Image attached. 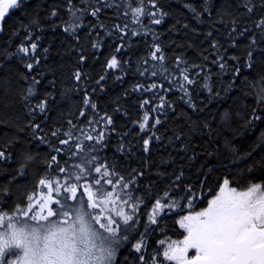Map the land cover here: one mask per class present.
<instances>
[{
    "label": "snow or ice",
    "instance_id": "6c2138e0",
    "mask_svg": "<svg viewBox=\"0 0 264 264\" xmlns=\"http://www.w3.org/2000/svg\"><path fill=\"white\" fill-rule=\"evenodd\" d=\"M81 3L85 6L78 7L74 0H65L63 7L66 9L67 20L61 16L58 6L51 7L49 16L59 17V24L53 23L48 27L55 31L62 26L63 31L71 34L77 41L81 39L78 30L82 27L87 26L90 34L97 27L106 29L105 24L99 23V14L102 9L111 8L113 5L107 3V0L103 4L100 0H81ZM28 6L29 0H0V32L5 30L4 21L12 11H23L27 14ZM125 6L130 11L132 20L138 25L142 24V18L146 16L151 17L150 23L160 25L165 17L170 15L159 6L158 0H147V5L144 0H137L135 3L134 0H126ZM148 6L157 10L152 11ZM242 6L246 13H257L259 18L245 20L244 24L251 23V28L243 29L240 28L238 19L233 17L231 20L228 33L230 46H240L236 37L246 39L248 43L243 53L246 58L241 59L239 55L232 54L230 59L235 63L231 66L228 65L225 56L217 52L220 69L230 67L233 72L231 82L225 91L236 86V81L241 76L247 81L248 76L244 75L245 72L253 71L257 62L264 66V0H260L259 7L252 0H247ZM186 7L203 19V12L212 16L215 6L211 0H204L201 6L203 12H198L193 4H187ZM236 7L239 8L240 5ZM89 11L97 23L88 21L85 25V16ZM220 20L223 22L222 16ZM31 26L41 29L45 27L38 12L30 20L29 27ZM113 27L119 29L121 33H127L128 30L127 24L123 26L115 24ZM184 27L187 28L188 25L185 24ZM144 31L152 30L145 26ZM193 31L197 29L194 28ZM15 34L14 31L13 35ZM95 34L99 37V32ZM138 34L135 30L130 33L131 36ZM206 38H212L210 47L221 48L227 54L228 50L213 37L212 31L207 32ZM27 39L29 43L22 41L16 52L0 51V55L4 56V61H0V67L6 68L5 61L15 58L26 69L35 70L41 62L40 56L37 55L39 45L31 36ZM35 39L39 40L41 37L37 36ZM120 40L116 52H121L126 47L123 36ZM157 40L158 37L153 32V43L148 53L153 62L150 68L143 67L149 64L147 59L142 63L138 62V71L142 69L141 74L150 73L152 77L169 81L178 73L183 83L180 80L174 83L189 97L190 106L196 109L198 105L191 101V92L187 86L195 83L189 75L190 68H201V65L193 63L181 68L180 65H188V61L182 55H177L176 67L170 70L162 45ZM91 46L99 48L102 45L96 42ZM43 51L47 53L49 49L45 48ZM200 55L203 56V53ZM78 56L79 62L87 63L88 56L83 48H80ZM203 59L207 60L208 57L203 56ZM105 63L108 69H117L121 66V60L115 54ZM39 75L43 76L42 73ZM20 76L25 81L30 79L27 74L21 73ZM74 78L76 81L82 79L79 67L74 73ZM104 79V76H100L97 81L101 88L104 85L100 81ZM49 83L55 87L53 82ZM40 84V79L31 76L24 99L31 101L37 94ZM261 85H264V75H261ZM150 87L156 89L158 85L153 82ZM159 87L163 88V84ZM204 87L211 95L219 96V92H213L207 84ZM135 89L146 91L145 86L139 83L135 85ZM52 95L51 92L46 93L34 108L30 105L25 106L29 107L30 113H35L38 109L39 113L44 114L48 110V97ZM154 99H158L159 104H155L153 99L147 97L140 101V108L144 111L143 118L137 123L141 130L154 129L161 123L160 116L152 117L151 113L162 111L168 102L163 96ZM83 104L85 108H81L79 115L85 117V123L81 125L79 136H74L76 125L69 121L71 127L63 131L67 138L58 139L62 147L51 146L53 152L61 155L59 158L57 155H51L44 161L45 171L39 176L33 189L26 192L22 199L9 205L7 200L2 198H10L11 189L0 188V264H264V172L259 177L249 175L244 183L230 174H222L216 177L215 181H210V176L217 169L210 164L202 163L199 167L202 178L195 183H186L184 166L181 165L171 174L159 173L162 176L171 175L174 179L165 186L162 194L160 190L152 192L154 182L150 181L148 185L141 186L139 178L144 177V171L138 172L133 168L126 176L115 159L108 162L106 156L100 155L108 147V142L103 130L92 135V132L96 131L94 125L102 121L105 126H114V118L107 111L97 116L98 105L86 91ZM88 108L93 110L91 116L87 115ZM230 116V113H225L223 118L227 120ZM28 123L34 136L37 132L43 131L41 123L32 120ZM245 123L252 129H255L258 123H264V86L260 88L256 107L251 109ZM85 126L91 131H85ZM205 126L210 127L207 122ZM111 130L115 131V127ZM20 131L23 132L24 129L21 128ZM60 132L61 129H56L51 135L58 137ZM261 134L264 135V131ZM153 138L160 139L159 136H148L143 139L145 152L150 150ZM40 139L48 143L43 136ZM69 141L72 142L71 146ZM85 141L91 143L86 144ZM11 144L12 141H8L0 148V159L4 162L13 159L12 152L8 150ZM259 147L261 144H256L252 151L235 155L230 163L236 164L247 160ZM183 148L187 151L188 145L184 144ZM117 151H124V145L119 144ZM212 155L206 154L207 157ZM198 158L199 154L193 149L188 159L195 161ZM33 159L31 154H24L25 161ZM256 164L264 169V157L247 166L249 174L254 171ZM27 167V163L19 164L17 175L22 174ZM243 173L244 170L241 169L239 175ZM15 179V176L11 177L8 183L11 184ZM141 205L146 210L150 205V210L142 211ZM144 215L147 216L146 221L142 219ZM168 215L174 217L175 227L171 229V235L167 223L164 222ZM153 234L156 237L154 241ZM125 244L130 247L128 254L121 261L117 257Z\"/></svg>",
    "mask_w": 264,
    "mask_h": 264
},
{
    "label": "trees",
    "instance_id": "16d2710c",
    "mask_svg": "<svg viewBox=\"0 0 264 264\" xmlns=\"http://www.w3.org/2000/svg\"><path fill=\"white\" fill-rule=\"evenodd\" d=\"M74 2L78 7L85 6L81 0H74ZM135 2L137 0H134ZM144 2L147 5V0ZM246 2L247 0H211L215 7L212 16H209L201 7L204 0H158L159 6L170 15L165 17L160 25L150 23L151 17L147 16L142 18V24L138 25L132 20L131 13L125 6L126 0H107V3L112 4L113 7L102 9L99 14V23L105 24L107 30L97 27L90 34L87 26L82 27L78 30L81 36L79 41L71 34L65 33L62 26L55 31L48 27L53 23L59 24V17L49 16L53 6H58L61 16L65 20L68 19L66 9L63 7L65 0H29L27 14L23 11H12L4 21L5 30L0 32V51L16 52L17 46L22 41L29 43L27 37L31 36L32 40L39 45L37 55L40 56L41 62L34 71L26 69L15 58L5 61L6 68L0 67V148H3L8 141H12L8 150L13 156V159L7 162L0 159V188L9 187L12 192L10 198L2 199H6L9 205H13L22 199L26 192L33 189L39 176L45 171L44 161L51 155H57L58 158L61 155L53 152L51 146L62 147L58 139L67 138L63 135V131L71 127L69 121L76 125L74 136H79L81 125L85 123V117L79 115L81 108H85L83 104L85 91L98 105L97 116L107 111L114 118V126H105L102 121L94 125L96 131H93L92 135L103 130L108 142V147L100 155L106 156L108 162L115 159L126 176L133 168L138 172L144 171V177L139 178L141 186L148 185L150 181L154 182L152 192L160 190L162 194L165 186L174 179L171 175L162 176L159 173L171 174L181 165L184 166L186 183H195L202 178L199 172L202 163L210 164L217 169L210 176V181H215L216 177L222 174L236 176L241 183L246 182L249 175L259 177L264 169L256 164L254 171L249 174L247 166L264 157V135L261 134L264 131V123H258L256 128L252 129L246 125L245 121L250 116L251 109L256 107L257 95L260 88L264 86L261 85L264 66L257 62L253 71L245 72L244 75L248 76L247 81L241 76L236 81V86L225 91L231 82L233 72L230 67L221 70L217 57V52L224 55L229 66L235 63L230 59L232 54L239 55L241 59L246 58L243 53L248 41L236 37L240 46L231 47L228 35L233 17L240 21L241 29L251 28V23L244 24L245 20L259 18L257 13H246V9L242 6ZM252 2L259 7L260 0H252ZM100 3H105V0H100ZM37 4L40 6L36 7ZM187 4H193L198 12H203V19L187 8ZM237 5L240 7L237 8ZM148 7L152 11L157 10L152 6ZM37 12L45 25L43 29L36 26L29 27L30 20ZM221 16L223 22L220 20ZM88 21L97 23L90 11L85 16V25ZM115 24L121 26L127 24V33H121L119 29L113 27ZM185 24L188 25L187 28L184 27ZM145 26L152 31L145 32ZM194 28L197 31H193ZM132 30L139 34L131 36ZM14 31L15 35H13ZM208 31H212L213 37L228 50L227 54L221 48L210 47L212 38H206ZM96 32H99V37L96 36ZM153 32L158 37L157 42L162 45L170 70L176 67L177 55H182L188 61V65L181 64V68L193 63L201 65V68H190L189 75L195 83L187 86L191 92V101L198 105L196 109L190 106L189 97L174 83L176 80L183 83L178 73L169 81L152 77L150 73L141 74L142 69L138 71V62L142 63L144 59H147L149 64L143 65L144 68H150L153 62L148 55L153 43ZM37 36L41 39L36 40ZM122 36L126 47L121 52H116ZM96 42L102 46L93 48L91 45ZM45 48L49 49L47 53L43 51ZM80 48H83L88 56L87 63L79 62ZM200 53L208 59H203ZM114 54L121 60V66L117 69H108L105 61ZM0 61H4L3 55H0ZM78 67L82 72L80 81L74 78ZM21 73L29 75L30 79L31 76H36L41 80L38 92L31 101L24 99L30 79L23 80ZM41 73L42 77L39 75ZM196 73L199 75L197 76ZM100 76L105 77L103 81H100L104 85L103 88L97 84ZM49 82H53L55 87H52ZM153 82L158 85L156 89L150 87ZM137 83L144 85L146 91L135 89ZM160 84H163V88L159 87ZM205 84L210 86L213 92H219V96L211 95L204 87ZM48 92L53 95L48 97L47 112L41 114L37 109L35 113H30L29 107L25 105L34 108ZM159 96L165 97L168 103L162 111L152 112L151 116L159 115L161 123L154 129L141 130L137 123L143 118L144 111L140 108V101L147 97L153 99L155 104H159V100L154 99ZM225 113L231 114L230 119L223 118ZM92 114L93 110L88 108L87 115ZM30 120L41 123L43 131L37 132L34 136L28 123ZM205 122L210 127H206ZM113 127L115 131L111 130ZM21 128L24 129L23 132L20 131ZM56 129H61L62 132L58 133V137H53L51 132ZM84 130L91 131L87 126ZM41 136L48 143H44L40 139ZM148 136H159L160 139L153 138L150 150L145 152L142 141ZM85 143L91 142L85 141ZM71 144L72 142L69 141L70 146ZM119 144L124 145V151H117ZM184 144L188 145L187 151L183 148ZM256 144H261V147L256 148L252 157L236 164L230 163L235 155L252 151ZM193 149L199 154V158L190 161L188 158L192 155ZM25 153L31 154L34 159L25 161ZM207 153L213 155L207 157ZM21 163H27L28 167L22 174L17 175ZM241 169L244 170L243 175H239ZM13 176L16 179L9 184L8 181ZM141 210L145 212L150 210V205L147 210L141 205ZM142 219L146 221L147 216L144 215ZM173 220L174 217L171 215L164 218L170 230L169 235L172 234L171 229L175 227ZM155 238L153 234V241ZM173 238L176 237L173 236ZM129 247L130 245L125 244L121 248L118 260H123L128 254Z\"/></svg>",
    "mask_w": 264,
    "mask_h": 264
}]
</instances>
